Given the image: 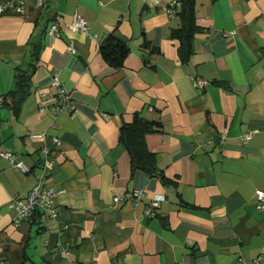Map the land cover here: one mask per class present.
Listing matches in <instances>:
<instances>
[{"label":"crops","instance_id":"0c3cea01","mask_svg":"<svg viewBox=\"0 0 264 264\" xmlns=\"http://www.w3.org/2000/svg\"><path fill=\"white\" fill-rule=\"evenodd\" d=\"M12 1L26 14L0 16V98L31 40L42 48L18 117L0 103V153L15 155H0V264H264L255 195L264 190V0H196L200 31L186 63L170 36L181 24L169 14L174 0ZM75 14L89 33L72 29ZM109 34L129 46L119 69L99 52ZM136 112L161 123L147 143L167 184L133 172L119 141ZM45 149L49 185L64 190L57 215L16 224L10 201L35 186ZM135 189L139 201H114ZM153 200L155 216L146 211Z\"/></svg>","mask_w":264,"mask_h":264},{"label":"trees","instance_id":"16d2710c","mask_svg":"<svg viewBox=\"0 0 264 264\" xmlns=\"http://www.w3.org/2000/svg\"><path fill=\"white\" fill-rule=\"evenodd\" d=\"M180 3L174 15L179 16L181 24L178 28L172 29L170 36L178 41L180 61L186 63L194 53L195 36L199 33L200 27L196 22V0H181ZM41 48L42 43L39 39L31 40L26 58L15 68L11 88L2 97L1 104L10 108L15 117H18L24 102L31 93L32 76L37 70ZM99 52L109 66L119 69L124 65L129 54V46L120 38L109 34L100 42ZM160 129V122L148 120L136 112L130 123H122L119 130V141L129 153L133 172L142 170L149 176L159 177L164 184H167V177L158 167L157 155L147 143V136L159 132ZM42 219V212L36 210L31 222L39 225Z\"/></svg>","mask_w":264,"mask_h":264},{"label":"built area","instance_id":"2783aa9c","mask_svg":"<svg viewBox=\"0 0 264 264\" xmlns=\"http://www.w3.org/2000/svg\"><path fill=\"white\" fill-rule=\"evenodd\" d=\"M150 1V0H149ZM50 3V0H39V6H41L43 9H46ZM178 6V2L174 0L171 3V7L169 8V14L174 15L176 11V7ZM15 10L20 14L25 15L26 14V8L25 4L22 1H5L0 2V16H2L4 13ZM72 29L82 31L84 33H89L90 26L85 18L81 17L78 14H75L73 16V21L71 25ZM59 32V26L56 23H53L48 31V34L50 36H54L55 33ZM71 51H73V48H69ZM53 86L57 90V95L61 100L63 101L64 105H68L70 102V96L67 94L64 86L60 83L58 76H54L52 79ZM199 87H204V81L199 80ZM2 101V98H0V103ZM254 131H249L246 134L242 136V141L247 143L249 140H251L253 136ZM31 137L33 139H42L45 137V134H32ZM54 144H59L58 138H54ZM45 158L43 160V167L41 169V173L39 175L38 181L33 186L32 190L25 198H12L10 201V206L16 210V217H15V223L18 224L19 222L23 220H32L34 217V214L36 210H40L42 212L43 217L46 218H54L57 215V209H56V198L64 193L63 189L56 190L53 187L49 185V172L54 167V160L53 158H50V151L48 149L44 150ZM0 155L2 157L8 158L10 160L15 159V155L11 154L9 152H1ZM20 168H22L24 171H29L27 168H23L22 164H17ZM144 195L143 189H135L130 192H126L123 197H115L114 201L118 202L121 199L126 201H132L137 202L141 199V197ZM255 195L258 197V204L257 208L260 211H264V190L257 189L255 192ZM160 203L156 200H153L149 205L146 207V211L149 215L155 216L156 211L155 208L159 207ZM262 258L259 256L257 257L252 263L249 264H263ZM242 264H248L243 262Z\"/></svg>","mask_w":264,"mask_h":264},{"label":"rangeland","instance_id":"374dc122","mask_svg":"<svg viewBox=\"0 0 264 264\" xmlns=\"http://www.w3.org/2000/svg\"><path fill=\"white\" fill-rule=\"evenodd\" d=\"M253 131V130H252ZM253 137V136H252Z\"/></svg>","mask_w":264,"mask_h":264}]
</instances>
